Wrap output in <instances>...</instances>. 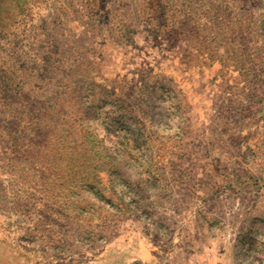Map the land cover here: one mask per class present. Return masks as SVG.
<instances>
[{"label":"rangeland","instance_id":"rangeland-1","mask_svg":"<svg viewBox=\"0 0 264 264\" xmlns=\"http://www.w3.org/2000/svg\"><path fill=\"white\" fill-rule=\"evenodd\" d=\"M136 244L264 264V0H0V264Z\"/></svg>","mask_w":264,"mask_h":264},{"label":"crops","instance_id":"crops-1","mask_svg":"<svg viewBox=\"0 0 264 264\" xmlns=\"http://www.w3.org/2000/svg\"><path fill=\"white\" fill-rule=\"evenodd\" d=\"M138 247L139 246L137 245V247L135 249H133V253L128 256V258H129L128 260H123L124 258H120L119 259V258L108 257V254L106 252L107 250H105L101 254L99 264H125L126 262L131 261V260L134 261V262H136V261L143 262V264H153L151 255H150V257L148 256L149 255L148 251H149L150 247L148 245L145 246V248H146L145 250H146V252L148 254L145 253L144 258L137 257V254H138L139 250H141V248H143V247H140L138 249ZM108 250H110V249H108ZM151 250H150V252H151ZM138 262H136V263H138Z\"/></svg>","mask_w":264,"mask_h":264}]
</instances>
